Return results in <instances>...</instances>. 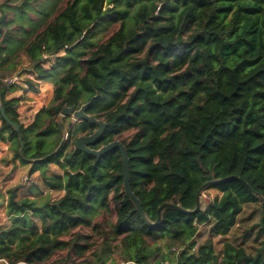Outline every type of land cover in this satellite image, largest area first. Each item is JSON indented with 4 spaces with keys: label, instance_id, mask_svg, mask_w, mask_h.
I'll return each instance as SVG.
<instances>
[{
    "label": "trees",
    "instance_id": "trees-1",
    "mask_svg": "<svg viewBox=\"0 0 264 264\" xmlns=\"http://www.w3.org/2000/svg\"><path fill=\"white\" fill-rule=\"evenodd\" d=\"M61 1L0 6V98L22 137L0 116V140L49 196L63 193L39 203L8 191L0 264H264V203L245 185L264 197V0H66L45 21ZM107 25L114 31L93 44ZM19 54L30 61L29 92L54 85L28 126L3 77L17 72ZM88 103L107 124L90 148H126L130 188L150 222L168 202L194 210L212 180H240L214 185L222 195L206 211L168 210L149 226L125 193L120 149L100 158L74 150L98 127L61 113ZM53 165L61 174H48ZM248 205L260 221L243 239L257 246L225 242L217 253L214 238L228 236ZM202 226L210 237L198 244Z\"/></svg>",
    "mask_w": 264,
    "mask_h": 264
},
{
    "label": "rangeland",
    "instance_id": "rangeland-1",
    "mask_svg": "<svg viewBox=\"0 0 264 264\" xmlns=\"http://www.w3.org/2000/svg\"><path fill=\"white\" fill-rule=\"evenodd\" d=\"M66 0H62L58 3L53 11H50V15L46 17L45 21H49L52 17H54L56 10L62 2ZM5 2V0H0V6ZM53 6V5H52ZM50 6V8L52 7ZM49 12V10H48ZM1 17V11H0ZM8 18L12 17V15L7 16ZM16 28V26H14ZM114 31V27L112 25H107L102 29H99L94 37L92 38L93 44L102 43L112 32ZM92 50V46L86 47L85 51L90 53ZM60 55H65V52H61ZM17 61V60H16ZM19 64L17 67V72L15 74H11L10 72H3L4 83L6 84H15V92L9 93L7 98H20V103L17 108V112L19 114V119L22 124L28 126L31 124L35 118V115L44 107L50 105L54 97V85L47 83H39L38 92H29V86L26 84V80L28 78H32L33 76L26 72L30 69V61L22 54H19ZM53 62L46 64V67H50ZM64 70L61 68L60 72ZM2 75V73H0ZM35 78V76H34ZM12 82V83H11ZM43 92V93H42ZM68 121L74 122L72 118ZM2 124L0 118V126ZM15 162V161H14ZM13 162V163H14ZM17 164H20L19 161L15 162L16 167ZM20 168H14L10 173L7 174V178L0 181V191L4 192L3 197L5 200V194L8 195V191L15 187H19L18 197L19 199L24 198H33L39 203L44 202L48 198H53V200L59 199V196H62L63 193H57L56 195L49 196V191L44 187V184L41 180L40 174H35L33 176L30 175L31 165L25 166L23 168L20 164ZM49 175H57L61 174V170L56 166H51L48 172ZM2 187V188H1ZM222 194L216 190H208L204 192L203 199L205 200V205H210L213 200L217 197H220ZM9 196V195H8ZM4 201L2 202V204ZM257 205H248L244 207L243 213L239 217L238 224L234 227L232 232L225 237H217L214 238L215 249L217 253H220L223 249L225 242H231L237 246H243L248 251H252L254 247L257 246L258 242L254 241V239H243V235L245 231H248L253 225L257 224L260 221V215L256 212ZM1 221V217H0ZM210 237L209 227L202 226L200 227L199 234L197 236L198 244H202ZM178 251H175L177 254ZM174 257V255H172Z\"/></svg>",
    "mask_w": 264,
    "mask_h": 264
},
{
    "label": "water",
    "instance_id": "water-1",
    "mask_svg": "<svg viewBox=\"0 0 264 264\" xmlns=\"http://www.w3.org/2000/svg\"><path fill=\"white\" fill-rule=\"evenodd\" d=\"M90 103L83 105L81 108L77 109L75 106L71 108H65L61 116L62 117H71L74 122L71 123V125L75 123H80V122H88L90 125H96L98 127V130L94 132V134L90 136H80L75 144H74V150L75 152L81 151L88 153L90 155H93L97 158H100L102 155L106 154L107 152L111 151L114 148H119L122 154V161H123V176H124V188H125V193L128 196V198L132 201L134 204L135 208L137 211L141 214L143 221L148 224L151 227H156L159 224H161L163 220V215L166 211L168 210H178L180 212H183L185 214H196L199 212H204L207 210L209 205H205V200L203 199V194L204 192L212 189L214 185H217L219 183L228 181L230 179H238V177H228L224 179H215L212 180L206 184H204L200 190L197 192V201H196V208L194 210H186L181 207V205H175L172 202H168L161 206L158 210V219L155 223L150 222L148 219L146 213L142 209V204L139 201V199L135 196V194L131 191L130 188V176H129V157L126 148L121 144V142H113L107 146L102 147L99 150H93L90 147L96 144L101 136L104 134L107 124L104 123L101 120L96 119L94 116H90L86 113V109ZM0 116L3 118L4 121H6L18 134L19 139L22 140L21 137V131L18 125L14 124L9 117L6 115L3 105H2V100L0 98ZM245 185L253 192L256 198H258L262 203H264V197L259 195L258 193L254 192L247 183Z\"/></svg>",
    "mask_w": 264,
    "mask_h": 264
},
{
    "label": "crops",
    "instance_id": "crops-1",
    "mask_svg": "<svg viewBox=\"0 0 264 264\" xmlns=\"http://www.w3.org/2000/svg\"><path fill=\"white\" fill-rule=\"evenodd\" d=\"M40 83L42 84V83H47V82L43 81ZM10 147H11V144L8 141H1L0 140V181H2L1 175L3 176V179H6L7 174L10 173L12 171V169L20 168L19 167L20 164H17L18 166L16 167L15 162L13 161V152L10 150ZM23 167H25V166H22L21 168H23ZM2 193H4V192L0 191V217H1L0 229L4 228L10 224V218L7 216L8 195L5 194V200H4ZM57 193L58 192H51L50 194H51V196H53V195H56ZM60 197L61 196H59V198ZM3 201H4V203L2 204Z\"/></svg>",
    "mask_w": 264,
    "mask_h": 264
},
{
    "label": "bare ground",
    "instance_id": "bare-ground-1",
    "mask_svg": "<svg viewBox=\"0 0 264 264\" xmlns=\"http://www.w3.org/2000/svg\"><path fill=\"white\" fill-rule=\"evenodd\" d=\"M43 93V92H42Z\"/></svg>",
    "mask_w": 264,
    "mask_h": 264
},
{
    "label": "built area",
    "instance_id": "built-area-1",
    "mask_svg": "<svg viewBox=\"0 0 264 264\" xmlns=\"http://www.w3.org/2000/svg\"><path fill=\"white\" fill-rule=\"evenodd\" d=\"M123 264V263H122Z\"/></svg>",
    "mask_w": 264,
    "mask_h": 264
}]
</instances>
